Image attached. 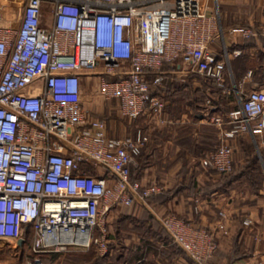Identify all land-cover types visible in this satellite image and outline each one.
<instances>
[{"label": "built area", "instance_id": "obj_1", "mask_svg": "<svg viewBox=\"0 0 264 264\" xmlns=\"http://www.w3.org/2000/svg\"><path fill=\"white\" fill-rule=\"evenodd\" d=\"M11 1L0 0V19L8 18L0 23V251H18L28 226L24 248L33 253L28 264H42L39 252L70 247L92 245L104 255L110 210L144 200L163 186L130 179L147 131L135 125L130 134H107L104 119L80 100L82 77H95V91L113 98L121 117L164 124V101L152 90L161 83L163 62L178 60L184 71L224 87L226 52L216 57L206 48L213 16L200 10L199 0L154 5L161 0H18L8 17ZM257 30L264 37V25ZM252 33L241 29L242 35ZM26 85L36 91L24 90ZM236 102L225 115L227 127H220L219 114L210 115L220 137L199 155L204 169L228 172V139L264 130V90L239 91ZM86 161L103 171L89 172ZM159 222L194 264H206L216 233L228 230L220 209L212 228L170 212ZM120 264H144V257ZM254 264H264V256Z\"/></svg>", "mask_w": 264, "mask_h": 264}, {"label": "crops", "instance_id": "obj_2", "mask_svg": "<svg viewBox=\"0 0 264 264\" xmlns=\"http://www.w3.org/2000/svg\"><path fill=\"white\" fill-rule=\"evenodd\" d=\"M164 2H168V0L157 1L152 5ZM251 3L254 6H250ZM199 7L204 14L212 15L214 21L213 35L206 42V48L216 57H222L224 51L227 55V62L222 73L224 87L215 88L212 79V83L203 85L202 80L208 79L202 76V79L189 76L192 71H184L181 63L175 60L173 63L161 64L163 67L161 69V83L152 90L156 93L171 91L170 80L172 78L184 85L188 82L194 90L190 91V94H196L197 87L203 88L205 94L203 101L205 102L206 96L209 97V103H205V109L211 115L222 114L225 116L229 109L236 107L237 92L246 91L252 87L264 90V40L257 30L259 25H264V0H199ZM7 21L6 14H2L0 23ZM242 28L253 29L254 33L242 35ZM23 89L31 93L36 91V87L31 85H26ZM79 97L84 103L81 91ZM113 101L116 108V101ZM106 109L102 105H97L94 108L101 115L106 113ZM130 121L126 119V123H123L121 120L115 119L111 124L108 119V122H105L106 133L114 136L130 134L133 130ZM222 124L223 122L221 128L228 126V124L226 126H222ZM214 126L219 135L217 125L214 124ZM147 135L148 139L143 146L144 148L141 149L140 155L142 166L137 175L131 172V166L130 173L132 177H135L134 179H139L142 182H159L155 180L156 178L160 179V177L156 175L157 171L152 167V161L155 151L160 149V143L154 139V134L149 132ZM253 137L256 142H261L250 143L259 149V154L256 156L257 163L264 164V130L254 134ZM238 139L237 136H234L229 141L232 146L233 168L249 164L251 160L249 143H239ZM182 151L181 148V151L176 155L177 157L174 156L176 165H181L187 157ZM208 170L210 172L188 171L186 169L175 171L174 177L181 183L173 193L168 192L171 185L159 182L163 186L164 193L160 194L158 198H146L132 204H120L118 208L113 207L110 210L109 217H130L136 221H142L144 226H147L152 232L156 231L165 235L166 231L159 222V216L164 213H173L196 226L212 228L216 213L220 209L225 212L228 230L225 234L216 233V248L206 264H254L257 258L264 256V201L261 198V191L236 189L241 180H246L243 170L232 178L220 180V183L218 182L220 174L213 169ZM246 170H249L250 173L256 169L245 167ZM88 171L100 173L98 170ZM189 179L194 181L195 186H203L208 183V187L205 191H194L186 183ZM214 182L217 184L212 185ZM243 217H249L250 223L242 224L241 219ZM114 240L122 245L123 249L122 257L117 260L116 264H120L123 260L133 262L136 251L144 249L145 245L153 246L158 251L149 253L146 250V253L141 254L146 264H189L188 258L177 251L176 245L168 237H158L151 232L139 234L128 228L122 234L117 235ZM67 249L76 250L77 248L70 247ZM67 249L59 253L57 263L71 264L65 262L64 256L68 255L76 258L74 264H81L80 259ZM81 251L84 252L85 250L82 249ZM17 252L0 251V264H17ZM128 259L132 260L129 261Z\"/></svg>", "mask_w": 264, "mask_h": 264}, {"label": "rangeland", "instance_id": "obj_3", "mask_svg": "<svg viewBox=\"0 0 264 264\" xmlns=\"http://www.w3.org/2000/svg\"><path fill=\"white\" fill-rule=\"evenodd\" d=\"M18 0H12L10 2V8H8V17L11 15L13 10H16V5ZM250 6H254L251 3ZM194 76V75H193ZM95 77H91L88 75H84L81 81V97L84 101L83 105L89 109L94 115L103 118L107 123L112 124L113 120L119 119L123 123H126V119L121 117L116 108L113 98H104L99 95L95 89ZM174 81V80H172ZM173 86V85H172ZM161 98L164 101V112L167 117V122L164 124H153L151 122L147 123V120L143 117H138L136 119H132L129 123L130 126L134 127L135 125L143 127L147 134L150 132L154 134V139L159 144L160 149L155 151V155L152 161V167L155 171H157L156 175L160 177V179L156 178L155 180L161 182L162 184L171 185L173 187L177 183H181L180 180L176 179L175 171H180L182 169H186L188 171H204L210 172L208 169H204L199 165L198 157L202 153L203 150L209 149L217 144L218 142V130L215 128L214 124L210 119V112L205 108V102L203 101V97L197 96V94H190L188 90H179L176 91L174 87L171 88V91L167 90V92L159 93ZM97 105H102V107H106L105 114H98L94 108ZM221 120L223 121L222 126H226L225 122L226 117L224 115H220ZM244 143H261L260 141L256 142L254 137H251L249 134H244ZM239 138V137H238ZM231 139V138H230ZM230 139H228L230 141ZM239 143H241L240 138L238 139ZM144 148V147H142ZM185 153L187 156L181 165H176L174 163L176 155L181 151ZM144 150V149H143ZM250 153L254 152L256 156L259 154V149L255 148L251 145ZM183 153V154H184ZM141 153L136 158V165L132 166V173L137 175L141 166L139 167V163L141 164ZM173 156V157H172ZM175 156V158H174ZM76 159L79 157L75 155ZM89 170H95L102 172L103 169L98 164H91L89 161H86V168ZM259 169L261 172V177L256 174L257 172L251 171L249 175L246 176V180H241L236 189H244V190H260L261 198L264 201V164H259ZM256 171V170H255ZM221 177V176H220ZM186 183L189 187L194 186V181L187 180ZM120 204H116L114 207H119ZM110 222L109 229V238L111 241H115L117 235L122 234L126 228L119 227L118 234L114 230V222L116 220L119 221V218H110L108 217ZM114 221V222H113ZM121 229V230H120ZM154 234L158 237L169 238L167 233L165 235L154 231ZM114 238V239H113ZM24 243V242H23ZM114 245L110 244V249L108 248V252L113 250ZM177 251L181 252L180 249L176 247ZM152 253L157 251L153 246H144L141 254L145 252ZM19 251V250H18ZM23 253L26 254L25 248H23ZM18 254V252H17ZM23 254V255H24ZM141 255V256H142ZM145 255V254H144ZM65 262L68 263H76V258L65 255ZM23 262L21 264H28V260L23 257Z\"/></svg>", "mask_w": 264, "mask_h": 264}, {"label": "trees", "instance_id": "obj_4", "mask_svg": "<svg viewBox=\"0 0 264 264\" xmlns=\"http://www.w3.org/2000/svg\"><path fill=\"white\" fill-rule=\"evenodd\" d=\"M257 35L260 36L259 34H257ZM262 39L264 40V37ZM163 63H165V62H163ZM162 68L163 67L161 66V68L159 69V71H161ZM152 73H148L147 74V78L149 80L151 78ZM189 76L196 77L198 79H202L201 76L202 77H205L204 75H201V74L196 73L194 71L190 72L189 73ZM205 78L208 79V80H202L203 81V85L206 84V83H210L211 82V79L209 77H205ZM172 80H174V81H172ZM170 86L174 87L176 89V91H179V90H182V89H185V90H188L189 89V91H192L193 90L191 88V85H189L188 82H187L186 85H184L183 83L177 82V80L176 79H173V78L170 80ZM213 86L215 88H218V86L215 83H213ZM196 90H197V92H196L197 96H201V97L204 98V95L205 94H204L203 88L202 87H200V88L197 87ZM157 94H159V93H157ZM244 134L245 133H240V134L236 135L237 137L240 138L241 143H244V141H243L244 138H245V135ZM248 146H249V150H250L251 149V144L249 143ZM212 147H209V148H212ZM140 153H141V150L136 155V158L138 157V159H139V154ZM249 154H250V157H251V160H250V163L249 164H245V165H242V166L237 167V168H233V165H232L231 169L228 172L219 173L221 177H219L218 178L219 181L218 180L217 181L220 183V180H222V179L232 178L233 176L237 175V173L239 171H241V170H243V172H245V175H249L250 174L248 172L249 170H246L245 171V167H247V168H255L256 171L253 170V172L254 173L257 172L256 174H258V176L261 177V172H260V169H259V164L257 163V158H256L255 153L254 152H251L250 153V151H249ZM253 162H256V163H253ZM140 166H142V165L139 163V167ZM129 177H130V179H134L135 178V177H132L131 173H129ZM214 184H217V183L214 182L212 185H214ZM179 185H180V183H177L176 185H174L173 187H171L168 190V192L173 193L177 189V187ZM207 187H208V183L204 184L203 186H195L194 185L193 187H190V188H193L194 191L195 190L205 191L207 189ZM162 193H164L163 190H161L158 193H154V194L149 195L148 198H155L156 199ZM118 218H119V221H117V222H116V220H115V222L113 221L114 222V227L113 228H114V230H115L116 233L118 232L119 227H124L126 229H128V228L133 229L136 232H138L139 234L151 232V234L155 235L154 232H152V230H150L147 226H144V224L142 223V221H136L135 219H132V218L126 217V216H120ZM29 235H30V229L27 226L26 227V230L24 232V241H23L24 243H22V245L20 246V249H19L18 254H17V264H21L23 262V260H22L23 257H25V259L29 260L32 257V255H33V253H26V254L23 253V248H24V245H25L26 241L28 240ZM111 243L114 245L113 250H111L110 253L108 252V253H106L104 255L98 254L94 250V248H93L92 245H90L89 247L85 248L84 249L85 250L84 252L81 251L83 248H77L76 250H68V249L67 250L69 252H73V254L80 259L81 264H116L117 263V260H119L122 257L123 249H122V245H119L116 241H113V240L111 241V238L108 239V248L109 249H110V244ZM172 243L174 245H176V247L178 249L181 250V253L184 254L186 258H188L189 264H194V262L192 261V258L188 255V253L185 250H183L176 243H174V242H172ZM142 250L143 249L137 250L136 253L134 254V257L133 258H137V257L141 256ZM60 252L61 251H42V252H39L38 253V256H39L42 264H58L57 263V257L59 256V253ZM132 259H128V260L130 261ZM144 264H146V262H144Z\"/></svg>", "mask_w": 264, "mask_h": 264}, {"label": "water", "instance_id": "obj_5", "mask_svg": "<svg viewBox=\"0 0 264 264\" xmlns=\"http://www.w3.org/2000/svg\"><path fill=\"white\" fill-rule=\"evenodd\" d=\"M263 143H264V140H263ZM21 241V239H18V242H20Z\"/></svg>", "mask_w": 264, "mask_h": 264}, {"label": "bare ground", "instance_id": "obj_6", "mask_svg": "<svg viewBox=\"0 0 264 264\" xmlns=\"http://www.w3.org/2000/svg\"><path fill=\"white\" fill-rule=\"evenodd\" d=\"M142 18V17H141ZM140 35H141V32H140Z\"/></svg>", "mask_w": 264, "mask_h": 264}]
</instances>
